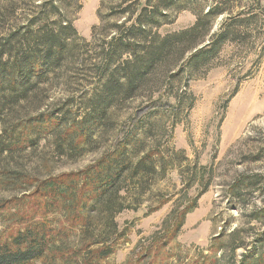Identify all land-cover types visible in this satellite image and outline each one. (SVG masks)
Segmentation results:
<instances>
[{"label": "rangeland", "instance_id": "obj_1", "mask_svg": "<svg viewBox=\"0 0 264 264\" xmlns=\"http://www.w3.org/2000/svg\"><path fill=\"white\" fill-rule=\"evenodd\" d=\"M46 1L55 0H0V39L41 27L44 22L30 26V20L51 9L48 3L41 7ZM60 1L55 3L59 12L78 35L66 63L20 106L5 101L0 110L1 143L11 133L31 139L29 146L0 152V243L28 223L47 222L65 234L32 264H264V0L263 15L255 0H234L260 15V29L253 23L249 37L224 43L195 72L186 63L172 67L174 77L111 109L81 150L69 144L76 132L64 143L58 136L84 117L86 99L98 84L103 42L92 39V28L115 22L107 15L120 0ZM223 18L214 21L210 33L218 31ZM195 20L191 7L172 9L157 32L173 33ZM58 110L70 113L60 130L37 134L40 123L19 130L22 123ZM124 138L134 160L152 153L156 174L143 181L138 196L127 195L128 202H138L128 206L125 199V208L114 216L122 237L113 252L89 259L101 247L90 241L114 237L106 214L92 208L88 192L49 206L38 185L83 178Z\"/></svg>", "mask_w": 264, "mask_h": 264}, {"label": "trees", "instance_id": "obj_2", "mask_svg": "<svg viewBox=\"0 0 264 264\" xmlns=\"http://www.w3.org/2000/svg\"><path fill=\"white\" fill-rule=\"evenodd\" d=\"M140 1L120 0L115 6L116 11L107 15L116 21L112 25L100 24L92 28V39H103L99 45L96 68L98 84L86 99L87 109L83 119L64 129L58 136L60 143L68 142L69 137L76 132L69 141L70 147L82 148L81 143H86L91 138L90 132L100 127L109 111L119 103L139 97L141 92L159 85L162 79L174 77L172 67L186 63L195 72L214 58L224 43H241L249 37L248 32L253 23L255 28L260 29L263 22L259 14L245 9L240 3L234 4V0ZM56 2L61 1H46L41 5L45 7L48 3L51 7L43 16L46 19L33 17L30 20V26L44 22L38 29L21 34L14 32L0 39V110H3L5 101L13 108L20 106L39 85L46 83L66 63L78 35L72 22L61 15ZM255 5L258 13L263 15L260 0H255ZM181 7H191L195 11V22L188 28L159 34L158 29L169 20L170 10ZM52 14L57 17L49 19ZM220 16H224L221 26L216 33H210L214 21ZM103 21V18L100 19V22ZM87 92H83L84 98ZM59 111L46 114L47 116L38 115L18 128L27 130L40 123L43 129L37 131V134L44 130L56 132L67 125L64 118L70 114L69 111ZM16 135L17 133L14 136L11 133L8 143L0 141V152L31 145V139ZM129 144L130 140L124 138L83 178L77 177L68 182L53 178L38 185V192L49 197V206H56L59 201L70 202L77 192H88L92 208L106 214L111 222L110 236L114 237L109 242V235L104 237L106 239L90 241L89 244H101V247L90 253L89 259L101 260L113 252L115 241L122 237V233L114 229V216L125 208V199L128 206L137 203V199L128 202L127 195L138 196V192L137 195L135 192L139 191L143 181L156 174L152 153L146 152L134 160L128 150ZM122 189L123 196L120 194ZM74 209H77L76 205ZM86 222L85 219L82 220V223ZM86 231L87 226H84V232ZM64 234L62 229L57 230L47 222L28 223L8 241L0 243V264H32L54 248V240L62 238ZM77 253L75 251L74 254Z\"/></svg>", "mask_w": 264, "mask_h": 264}]
</instances>
